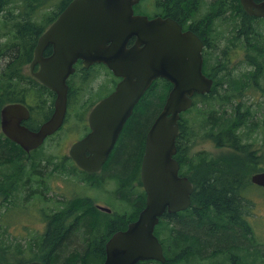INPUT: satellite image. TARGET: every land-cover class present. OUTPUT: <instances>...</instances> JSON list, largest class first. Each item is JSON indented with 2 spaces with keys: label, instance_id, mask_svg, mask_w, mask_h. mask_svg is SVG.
<instances>
[{
  "label": "trees",
  "instance_id": "trees-1",
  "mask_svg": "<svg viewBox=\"0 0 264 264\" xmlns=\"http://www.w3.org/2000/svg\"><path fill=\"white\" fill-rule=\"evenodd\" d=\"M70 1L0 0V94H17L21 78L25 80L24 84L31 85L29 90L35 88L36 81L29 76L27 78L23 76L22 66L31 60L38 36ZM158 1L169 5L170 12L177 11L184 16L191 13L195 5V0ZM210 4L212 8L217 6L219 10L224 9L234 24L225 42L230 39L236 42V37L241 35V32L248 31L246 44H243L242 38L239 39L242 49L247 44L249 46L245 51L246 57L243 55V63L247 59L260 66V60L264 58V23H254L251 17L243 23L238 22L240 16L243 18L248 16L242 13L235 0H211ZM236 10L242 14L234 13ZM6 60L10 62L11 69L8 68L9 64L6 66L8 63ZM240 68L236 74L231 73L226 77L222 75V78L217 79V84H224L220 90L227 86L224 91L218 94H212L211 91L194 95L192 106L181 114L179 121L181 136L176 138L177 153L174 158L181 167L180 172L193 183L191 198L196 207L188 210V213H165L160 218L159 224L155 227V235L163 245L164 264H186L182 258L188 261L187 264H225L205 261L219 253L226 256L231 252L240 253L241 250L242 254L256 251L252 249L251 235L241 217L248 208L243 197L251 189L248 187L252 184L250 174L264 172V133L263 143L257 150L253 143L255 140L253 133L258 128L257 122L252 118L250 108L242 99L246 94H256L253 91L258 90L264 72L246 75ZM253 83H258V86ZM169 87L170 84L164 80L153 82L130 120L129 131L122 141L123 144L115 149L111 156L108 170L120 178L121 194L125 198L122 202L125 209L121 213V221L108 222L101 226L99 231L100 226L93 217V210L87 206L70 212L74 217L71 225L66 224L65 219H69L68 216H64V213L58 214L61 216L54 224L47 225L40 242L34 237L29 242V247L37 250L30 256L32 258L29 260L19 258L14 262L12 256L20 253L23 245L20 242L15 245L8 244L1 233L0 264H22L28 261H40L43 264L103 263L105 243L109 236L124 230L126 225L133 221L131 218H135L134 211L142 205L140 197L145 201L144 191L141 190V196L137 193L138 197L129 202L130 188L123 189L133 181L137 150L144 126L151 115L155 113L153 117L155 118L158 111H161ZM258 93L264 97V92ZM213 99L219 102L220 107L212 106ZM228 104L232 106L230 112L226 108L223 109ZM190 112L196 116L204 115V120L199 124L203 133L202 139H210L208 141L214 142L218 148H228L231 152L217 156L208 155L203 151L192 153L193 143L197 145L201 141L199 139L193 142L194 132L188 120L184 119L185 114ZM187 136H190L189 140ZM15 148L10 143L0 142V162L17 156ZM63 160L65 159H62L58 171L78 170L71 162ZM10 162L16 163L17 160ZM134 179H138L141 187L139 177ZM127 191V195L124 194ZM59 208L58 212L67 210ZM2 224L5 227H2ZM6 224L9 227L10 223L0 219V229L7 230ZM163 230L166 234H163ZM43 252L45 254L40 255ZM261 258L263 259V256ZM262 261L264 262V259ZM137 264L161 263L142 261Z\"/></svg>",
  "mask_w": 264,
  "mask_h": 264
},
{
  "label": "water",
  "instance_id": "water-1",
  "mask_svg": "<svg viewBox=\"0 0 264 264\" xmlns=\"http://www.w3.org/2000/svg\"><path fill=\"white\" fill-rule=\"evenodd\" d=\"M140 0H72L38 37L30 67L33 76L56 94L52 117L37 132L20 125L26 118L22 106H5L0 112L1 131L26 151L57 131L66 112V80L76 60L85 66L104 64L120 78L114 91L99 101L90 115V132L68 150L76 166L87 172L101 169L133 107L157 79L171 88L161 111L147 134L140 179L145 192L144 207L124 230L115 232L105 244L102 264L165 262L163 248L154 234L164 213H176L190 204L192 184L179 175L176 138L181 114L194 95L209 93L212 81L202 73V44L182 33L176 23L135 15ZM250 15L264 18V0H240ZM134 43L129 46V41ZM52 48L45 57L44 50ZM24 114V115H23ZM252 184L264 189V172L251 176ZM22 264H43L28 261Z\"/></svg>",
  "mask_w": 264,
  "mask_h": 264
},
{
  "label": "flooded vegetation",
  "instance_id": "flooded-vegetation-1",
  "mask_svg": "<svg viewBox=\"0 0 264 264\" xmlns=\"http://www.w3.org/2000/svg\"><path fill=\"white\" fill-rule=\"evenodd\" d=\"M235 1L242 9V13H245L248 16V18L240 16L238 22L243 23L248 21L251 17L253 19L252 22L254 23H264V18L248 14L243 9L240 0ZM261 1L262 0H253L255 4H259ZM210 3L211 0H195L194 9L191 13L186 14L185 16L183 14H179L177 11L173 13L170 12V6L161 4L158 0H140L139 3L133 6V11L135 15H144L150 20L160 18L162 20L172 21L176 23L182 33L189 32L195 35L202 44V73L205 77L212 81L210 92L212 91V94H218L227 88V86H225L223 90H220L224 84H217V79L222 78V75H225L226 77L231 73H236L238 72L239 67H241L240 69L246 75H249V73L255 74L257 72H264V58L260 60V66H257V64L253 62H249L247 59H245V63H243V55L246 57L247 54L245 51L249 49V46L247 44L243 47V54V49L239 39L242 38L243 44H246V33L248 31L241 32V35L236 37V42H233L234 40L232 41V39L225 42L224 40L229 37L230 30L234 24L229 19L228 13L225 12L224 9L220 8L219 10L217 6L212 8ZM228 12L230 11L228 10ZM234 13L239 15L242 14L239 10L234 11ZM55 19L52 22H54ZM52 22L50 24H52ZM48 26H46L43 31H45ZM133 43L134 39H131L128 44L130 46ZM51 53L52 48L50 46L44 50L43 55L47 57ZM33 54L34 50L31 60L22 66L21 73L24 74L23 76H26V78L29 76L36 81L37 84L34 83L35 88L29 90L31 85L24 84L25 80L21 78L20 82L21 84L23 83L25 87L22 89L20 85V90L17 94H0V112L5 106L18 105L24 107L27 111L25 113L27 117L20 120V125L30 132H37L41 126L52 117L55 108L56 94L52 90L43 86L33 76V73H36L39 69L38 64H35L33 68L30 67L33 60ZM232 57L235 58L233 59ZM10 61L17 65V63L13 62V60ZM9 63L10 62H8L6 66ZM25 66L27 67L23 70ZM8 68L11 69V64L8 65ZM73 68L74 71L66 80V112L63 123L57 131L46 136L40 145L34 149L26 151L24 147L13 142L3 134L0 122V142L12 144L16 147L15 151L18 153V155L12 157L11 160L7 159L5 162L0 164V194H2L0 198L3 202L2 205L5 208L3 209L1 220L6 223H10V225L18 222V219L21 216H35L37 218V226L43 227L42 233H44L48 224H54V222L58 220V217L60 216L58 214L62 213V211L58 212L59 207L60 210L67 209L63 211L66 213L65 216H68L69 218L65 219V221H67L66 224L71 225V222H74V217L70 214V210L76 212L82 206H87L93 210V217H95L98 221V226H104V224L108 222L121 221L122 199L125 198H122L121 185L119 181L120 178L115 173L110 172L108 170V166L114 150H117L123 144L122 141L129 131L130 120L138 110V104L144 98V95L133 107L130 116L123 124L101 169L96 172L81 170L69 156L68 150L72 144L84 138L90 132L89 120L95 105L114 91L120 78L115 77L111 70L101 63H93L89 66H85L83 61L78 59L73 64ZM97 69L101 70L109 80L112 79L114 82L112 89L104 87L103 91H101L98 86L92 87V83L96 79L95 71ZM261 76L262 79L258 90L253 91L256 92V94H259L258 92H260V94L264 92V74ZM158 80L166 81L161 78L156 81ZM79 84L83 86V90H80ZM253 84L256 87L258 86V83ZM96 90L101 92V94H96ZM148 90L144 94H146ZM105 91L109 92L107 94H102ZM94 96L98 97V100L92 103L90 102V99ZM153 120V115H151L142 131L135 162V164L139 163V173L137 171L136 164L133 171V178L139 177L140 179L141 162L145 154L147 134L152 126ZM60 131H63L64 134L66 133L67 139L65 141L71 142V144L69 145L66 154L57 155L55 146L58 144L57 134ZM180 133L181 130L179 127L177 137L181 136ZM78 134L79 136L77 137ZM37 154L40 155L36 157ZM21 159L22 165L19 169H17ZM62 159H65L63 161L67 160L71 162L74 167L78 168V170L58 171V167L61 165V163L58 164V162H62ZM12 160H17V162H10ZM15 167L16 171H14ZM9 168L10 170H8ZM180 170L181 167L179 166V175L184 176ZM58 184H60V186L57 189ZM191 184L193 189L192 194L190 195L189 206L176 213H188V210L196 207V205L192 203L191 197L193 195L194 186L192 182ZM108 186L111 187L108 188ZM73 188L78 190L79 188L90 190L91 192H96L100 196L97 194H86V196H81L82 201L77 202L78 198L75 197L74 194H70ZM258 189L264 195V189L261 187H258ZM141 190L144 191L142 184ZM135 191L136 188L132 186L129 190V202H132V200L136 198ZM15 194L18 195L17 199L19 200V203H15ZM243 198L246 200V205L248 207L249 198L247 197V193ZM249 217H251V214L250 208L248 207L246 212L242 214L241 219L245 221L248 230L250 231L248 226ZM163 234H166L165 230H163ZM251 240L253 243H258L253 239ZM228 255L230 258L229 264H246L247 254H242V250L240 253L231 252Z\"/></svg>",
  "mask_w": 264,
  "mask_h": 264
},
{
  "label": "rangeland",
  "instance_id": "rangeland-1",
  "mask_svg": "<svg viewBox=\"0 0 264 264\" xmlns=\"http://www.w3.org/2000/svg\"><path fill=\"white\" fill-rule=\"evenodd\" d=\"M232 58L234 59L235 57H232ZM3 63H5L4 60H3ZM26 67L27 66H25L23 68V70H25ZM234 74H236V73H234ZM95 76H96V79L92 83V87L98 86L101 89V91H103L104 87L105 88L109 87L110 89L113 88L114 82L112 81V79L109 80L101 70L97 69L95 71ZM24 87H25V85L22 83L21 88L23 89ZM79 87H80V90H83V86L81 84H79ZM170 87L168 88V91L170 90ZM95 92H97L96 94H101V92H98L97 90ZM108 92L109 91H105L102 94H107ZM96 100H98V97L94 96L92 99H90V102L93 103ZM242 102L245 103L250 108V111L253 114L252 118L254 119L255 122H257V126L259 129L256 128L255 132L253 133V137L255 138L253 143L255 144L254 148L259 150L258 148L262 144V137H263V133H264V97H261L259 94H246L243 97ZM218 103L219 102L217 100L213 99L212 106L214 105L215 108L220 107L218 105ZM231 107H232L231 104H228L227 106H224L223 109L226 108L228 110V112H230ZM207 111H208V108H207ZM158 112H160V111H158ZM185 112H183L182 114H184ZM154 114H153V117H154ZM184 119L188 120V122H189L188 124L190 125V128L194 132L193 133V142H195L197 140L199 141V139L201 141L197 145H195V143H193L192 153H195L198 151H201V152L203 151L208 155L217 156V155H220L221 153L231 152V150L228 148H226V149L225 148H218L214 142L208 141L210 139H207V138L202 139L201 138L203 133H202V130H201L199 124L204 120V115L196 116L195 113L193 114V112H190L189 114H185ZM57 136H58V140H57L58 144H56V146H55L56 154L57 155L66 154L67 149L69 148V145L71 144V142L65 141L67 139V135H66V133L64 134L63 131L58 132ZM78 136H79V134L77 135V137ZM187 138L189 140L190 136H187ZM188 153H190V151ZM38 155H40V154H37L36 157ZM256 155L258 156V154H256ZM59 162H58V164L61 163V162L60 163ZM1 163H3V162H0V164ZM21 165H22V159H21L17 169H19ZM8 170H10V168ZM14 171H16V167L14 168ZM137 171L139 173V163L137 164ZM0 172H1V168H0ZM250 176H251V174H250ZM132 180H133L132 183L128 184V187L123 189V190L131 188L133 186L136 188L135 193L136 194L138 193L141 196L142 191H141V187L139 186L140 184H139L138 179L135 180L134 178H132ZM59 186H60V184L57 185V189ZM110 187L111 186H108V188H110ZM248 187L251 188L247 194V197L249 198V201L251 203V204L250 203L248 204V207L250 208V214H251V217H249V222H248V226L250 229L249 232L251 235V239L257 241L258 243L252 244V249L256 250L257 253H256V251H254L251 254H247L246 264H264V262L262 261L264 259V195L258 189L257 185L251 184V185H248ZM127 193H128V191L124 192V194H126V195H127ZM70 194H74V196L78 198V200H77V202H78V201H82L81 196H86V194L92 195V194H97V193L91 192L90 190H84L81 188H79V190L76 188H73L71 190ZM1 195L2 194H0V197H1ZM17 196L18 195L15 194V203H19ZM98 196H100V195H98ZM130 197H131V195H130ZM122 198H124V197H122ZM123 200L124 199H122V202H123ZM140 200L142 201V205L140 207H137V209L134 211L135 212V218L137 217L138 213L140 212V210L144 206V202H145L144 199L140 197ZM100 203H103V202H100ZM2 204H3V202L1 201V198H0V219H1V216L3 214V209H5ZM124 209H125V206L122 205L121 212ZM70 211H72V210H70ZM62 213L66 214L63 211H62ZM135 218H131V220H134ZM2 227H5L4 224H2ZM6 229L7 230L3 231L4 228H1L0 229V235L2 233L3 237L5 238V240L8 244L15 245L17 242H20L23 245V249H20V251H19L20 253L12 256V261L14 262V261L18 260L19 258H25L26 260H29L30 258H32L30 256L34 255V253L37 252V250L35 248H30L29 242L32 240L33 237H34V239L38 238L37 241L40 242V240L43 236V233H42L43 227L37 226V218L35 216H21L18 219V222L11 224L9 227H7V224H6ZM166 230H168L167 227H166ZM99 231H101V226H100ZM43 254H45V252H43L40 255H43ZM261 256H263V259L261 258ZM182 259L186 264L188 263V261H185V258H182ZM207 261H213L214 263L229 264L230 258H229V255L225 256V255L219 253L217 255L208 257V260H206L205 262H207Z\"/></svg>",
  "mask_w": 264,
  "mask_h": 264
}]
</instances>
